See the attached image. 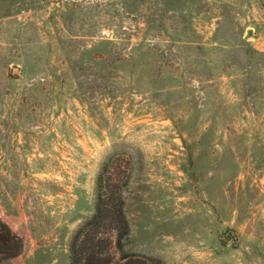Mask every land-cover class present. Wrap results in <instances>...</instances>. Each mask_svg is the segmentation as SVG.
Listing matches in <instances>:
<instances>
[{"label":"rangeland","instance_id":"rangeland-1","mask_svg":"<svg viewBox=\"0 0 264 264\" xmlns=\"http://www.w3.org/2000/svg\"><path fill=\"white\" fill-rule=\"evenodd\" d=\"M1 223L0 264H264V0H0Z\"/></svg>","mask_w":264,"mask_h":264},{"label":"trees","instance_id":"trees-1","mask_svg":"<svg viewBox=\"0 0 264 264\" xmlns=\"http://www.w3.org/2000/svg\"><path fill=\"white\" fill-rule=\"evenodd\" d=\"M109 170L106 168L99 175L97 180L98 193H97V206L95 214L90 220L86 222L82 229V235L84 236L89 230L101 223L103 219L109 221V226L113 228L117 233V241L115 246L120 249V238L123 233H126V223L122 211V200L119 195L115 196L111 201L107 198V175ZM106 190V191H105ZM106 196V199H105ZM3 229H0V256L3 258L12 257L18 254L22 249V240L20 237L8 229L4 224ZM75 247V245H74ZM74 249V248H73ZM72 264H87V261L83 262V256H81L77 249H74Z\"/></svg>","mask_w":264,"mask_h":264}]
</instances>
